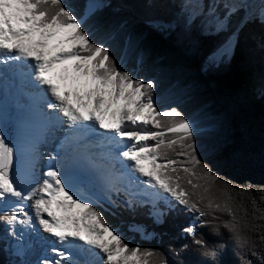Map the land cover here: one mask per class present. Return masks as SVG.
Masks as SVG:
<instances>
[{
    "label": "snow or ice",
    "instance_id": "6c2138e0",
    "mask_svg": "<svg viewBox=\"0 0 264 264\" xmlns=\"http://www.w3.org/2000/svg\"><path fill=\"white\" fill-rule=\"evenodd\" d=\"M148 34L205 74L264 61V0H0L3 264H264V184L219 171L254 159L264 75L205 85Z\"/></svg>",
    "mask_w": 264,
    "mask_h": 264
},
{
    "label": "trees",
    "instance_id": "16d2710c",
    "mask_svg": "<svg viewBox=\"0 0 264 264\" xmlns=\"http://www.w3.org/2000/svg\"><path fill=\"white\" fill-rule=\"evenodd\" d=\"M80 2L81 0H77V3ZM145 42L154 53L159 54L169 62L183 63L187 73L197 78L205 85L215 84L218 89L227 87L232 90H237L251 83L252 80H259V78L264 75V61H262L259 52H256L242 62L238 61L231 69L223 72H209L205 74L200 71L199 62L196 57L186 56L179 50H174L169 41L162 37L148 34ZM241 117L251 132L248 148L254 153V159L243 166L222 168L219 169V171L221 175H226L230 180L235 181L236 184H243L246 181L251 184H264V166H261L260 163L261 145L262 142H264L262 141V135H264V122H262V113L259 102L242 108ZM214 170L217 169L214 168ZM233 195H236V193H233ZM98 210L100 209L98 208ZM103 214L109 224L117 223V221L113 217H110L107 212H104ZM145 223H148V221L145 220ZM121 231L124 232L126 239L132 241L133 245L139 244L141 247H158L165 253L169 260L174 259L170 254L169 247L170 245L178 246L175 241L165 244H157L155 240H145L141 239L138 235L127 233L123 228H121ZM199 231L203 233L205 239L209 241L218 239L217 237L212 236L210 230L207 228H201ZM189 245L192 247L190 241ZM225 259H227L230 264H242L239 256L232 254L230 244L228 245ZM248 259H251L253 264H259L261 257L259 255L254 257L249 254ZM3 260L4 256L0 254V264H3Z\"/></svg>",
    "mask_w": 264,
    "mask_h": 264
},
{
    "label": "bare ground",
    "instance_id": "6f19581e",
    "mask_svg": "<svg viewBox=\"0 0 264 264\" xmlns=\"http://www.w3.org/2000/svg\"><path fill=\"white\" fill-rule=\"evenodd\" d=\"M51 150H52V149L49 148V151H51ZM41 151H42V152H45L44 148H41ZM45 155H47V152H45Z\"/></svg>",
    "mask_w": 264,
    "mask_h": 264
}]
</instances>
